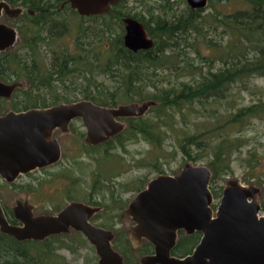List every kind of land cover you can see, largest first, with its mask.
Here are the masks:
<instances>
[{"label":"trees","instance_id":"trees-1","mask_svg":"<svg viewBox=\"0 0 264 264\" xmlns=\"http://www.w3.org/2000/svg\"><path fill=\"white\" fill-rule=\"evenodd\" d=\"M5 1L13 9H25L21 16L12 18L16 19L14 25L4 23L18 31L19 41L13 48L0 53V81L16 86L10 98H2L17 99L12 111L46 109L80 101L107 108L141 105L148 101L155 103L144 116L122 119L125 128L107 142L91 145L85 138V146L81 145L77 158L84 155L94 160L97 174L93 175L90 195L78 188L72 191L74 195L69 190L67 195L73 202L99 208L92 219L107 209L110 215L121 211V219H125L123 212L151 181L136 189L138 193L130 201L123 202L117 195L123 186L113 181L123 173L120 169L124 164L119 163L123 158L111 154V150L125 149L129 143L146 142L161 156L160 151L168 153L167 144L173 141L187 164L204 165L211 171V188L212 183L230 173L235 155L249 144L250 139L239 134L254 120H264V87L255 82L264 80V0H241L240 9L229 14L216 11L204 17L201 13L206 8L193 10L188 7L186 12L177 14L173 4H168V9L162 12L165 16L147 20L123 12L127 0L113 6L109 13L94 17H82L70 5L61 9L68 0ZM211 2L209 0L208 6ZM29 11L37 15L32 16ZM126 17L144 24L154 40L152 49L133 52L125 46L122 19ZM219 31L220 37L212 36ZM204 48L209 54L202 52ZM183 76L190 77V81H180ZM244 93L253 97L251 104H240L245 101ZM73 123L67 131H55L53 138L57 140V132L71 131ZM63 153L61 160L50 168L62 163ZM100 155L103 157L99 158ZM164 157L167 156L159 157L156 164L149 159L142 162L154 164L158 176L168 175L158 166ZM247 158V167L254 169L259 163L257 153L251 151ZM117 165L120 168L115 170ZM144 166L138 164V167ZM54 176V180H58V176ZM75 180L77 185L82 181L80 177ZM69 188L62 187L64 191ZM223 189L221 195L211 189L214 203L218 198L221 201ZM77 192L87 193L89 198L76 197L79 196ZM110 199L112 204L102 202ZM0 200L3 205L1 196ZM68 205L58 202V211L53 213ZM261 206L264 212V205ZM5 212L12 225L19 223L14 211L11 215ZM115 214L111 224L94 225L116 234L113 247L122 255L125 264H140L144 257L153 254L154 247L145 241L134 248L128 232H117ZM71 233L88 243L73 230L44 241L24 242L0 231V264H60L57 251L66 245L55 243ZM200 237L198 233L181 237L173 255L190 254ZM132 252L141 256L136 259Z\"/></svg>","mask_w":264,"mask_h":264},{"label":"water","instance_id":"water-1","mask_svg":"<svg viewBox=\"0 0 264 264\" xmlns=\"http://www.w3.org/2000/svg\"><path fill=\"white\" fill-rule=\"evenodd\" d=\"M123 0H69L82 17L105 15ZM193 10L207 8L209 0H187ZM15 17L22 8L0 3V18ZM34 15L33 11H29ZM125 46L133 51L154 47L146 27L126 17ZM19 41L18 31L0 23V53L13 48ZM15 85L0 82V97L10 98ZM155 105L153 101L107 108L90 101L61 104L46 109L9 111L0 116V177L14 183L22 175L57 164L61 147L53 133L67 131L80 119L86 129V142L99 145L118 135L125 128L122 119L144 116ZM212 173L204 165L187 164L177 176L160 175L131 201L123 215L132 220L130 240L134 248L147 240L154 246V255L140 264H264V215L255 187L229 180L223 189L216 211L210 188ZM99 208L73 202L54 216H34L33 207L19 203L14 209L21 225H12L0 202V231L17 241H44L50 236L81 233L95 248L98 264H125L113 247L114 234L91 222ZM202 233L201 242L193 253L183 259L172 256L178 233Z\"/></svg>","mask_w":264,"mask_h":264},{"label":"rangeland","instance_id":"rangeland-1","mask_svg":"<svg viewBox=\"0 0 264 264\" xmlns=\"http://www.w3.org/2000/svg\"><path fill=\"white\" fill-rule=\"evenodd\" d=\"M211 1L210 5L202 11L201 16H210L215 14L216 11H219L222 14H229L242 7L241 0H230L229 3L223 0ZM169 2L168 0H127L122 7V11L131 15L144 17L147 20L148 18H156L157 16L164 15L162 12L164 9H168V4H173L174 10L177 14H180L183 11L186 12L188 7L190 8L187 0H169ZM163 6L165 7L163 8ZM23 12L24 10L22 9V13ZM65 18L78 17L66 16ZM14 20L16 19L12 20L11 17L4 15L0 19V23L14 25ZM220 33L221 32L219 31L217 34H212V36H219ZM226 40L227 39L224 41ZM202 52L209 54V51L205 48ZM198 65L200 66L199 61ZM181 73L182 72L180 71V74ZM180 81L189 82L190 77L183 76L180 78ZM255 82L259 87H264V80H256ZM243 96L245 101L241 99L243 102L240 104H251L254 101L253 97L246 93H244ZM0 101V114L3 115L8 111L14 110L13 107L17 99H2ZM121 121L124 122L123 120ZM239 135L240 137L244 136L246 139H250L249 144L244 147L240 153L235 155L230 173L217 180L215 184L212 183L211 189L219 191L221 195V191L224 188L226 181L238 179L245 186L257 188L259 191H257L258 193L256 196L259 202L264 205V120H254V122ZM55 137L59 141L64 152V158L60 165L49 168L45 171L30 173L29 176H22L12 185L6 184V182L0 178V196L2 197L5 210L9 212L10 215L13 213L15 207L19 203H22L23 205L29 204L34 207V216H49L51 212L52 214H56L53 213V211H58V209H56L58 202L62 201L63 204H71V202H73L69 195H67L68 190L69 193L73 195L74 193H72V191L75 188H78L79 191L82 189L83 192H87L89 195L91 194L90 186L94 181L93 175L97 174V163L90 157L84 155L77 158L81 151V145L86 144V129L82 121L76 120L73 123L71 131L67 133L57 132ZM251 151L257 153V158L259 160V163L256 164V167L252 170L249 169L246 164L248 153ZM167 152L168 153H164V151H160L161 156L163 155L167 157L161 158L160 165L158 166H161V170L165 174L171 176L177 174L180 175L185 169L187 161H185L183 155L179 151H176L173 141L168 142ZM110 153L119 154L123 158V160L119 162L120 164H124L121 166L122 169H120L123 170V173L118 178L113 179L114 182L123 186V188H120L117 193V195H120L123 202L127 203L130 201L138 193L136 189L138 190L143 184L146 186L148 181L158 176L154 164L151 163L150 165V162H142L143 159H149L156 164L157 159L161 157L155 151H152L151 146L146 142L129 143L125 146V149L118 148L116 150H111ZM166 154L170 155L168 156ZM101 157L103 156L100 155L99 158ZM140 163L145 164V166L138 167V164ZM119 165H117L116 169L114 167L113 170H118L120 168ZM101 167H104V162L101 163ZM54 175L58 176V180H54ZM75 177H80L82 179L78 185L76 184ZM129 183L131 184L130 187ZM62 187H64V189L70 188L64 191ZM87 193L80 194L77 192L79 196L76 197L81 196L89 198ZM107 197L110 198V194H108ZM97 199L100 201V196H97ZM102 202L105 204H112L111 199ZM219 202L220 198L216 199L213 205L214 211L217 210ZM115 213L114 217L117 216L118 220L115 222L117 223L115 227L117 232H128L133 224L132 220L127 217V219H121V211L119 210ZM113 215L109 214L108 209L103 210L101 215L91 219V222L97 225H103L106 223L111 224L110 222L113 220ZM261 215H264L263 211L261 212ZM81 239L82 238L78 239L76 235L71 233L70 236H65L60 239L59 242L55 243V245H59V243H64L66 245V247L57 251V256L61 258V261L59 260L60 264H98L99 257L95 248L89 242H81ZM132 253L135 255L136 259L141 256L136 252ZM55 264H57V262Z\"/></svg>","mask_w":264,"mask_h":264},{"label":"flooded vegetation","instance_id":"flooded-vegetation-1","mask_svg":"<svg viewBox=\"0 0 264 264\" xmlns=\"http://www.w3.org/2000/svg\"><path fill=\"white\" fill-rule=\"evenodd\" d=\"M68 1H69V0H68ZM68 1H66V2H68ZM1 2H6V1H4V0H0V3H1ZM66 2H65V3H66ZM6 3H7V2H6ZM65 3H64V4H65ZM64 4H63V5H64ZM8 5H9V4H8ZM67 5H68V4H67ZM67 5H65V7H66ZM65 7H64V8H65ZM19 8H22V9L25 11V9H24L23 7H19ZM64 8L61 7V9H64ZM33 12H34V11H33ZM23 13H24V12H23ZM23 13H22V14H23ZM22 14H20V16H21ZM4 15H6V16H8V17H11V18L19 17V15H18V16H15V17H12V16L6 14L5 11H3V14H2L1 18H2ZM36 15H37V13L34 12V15H32V16H36ZM1 18H0V19H1ZM3 24H4V23H3ZM4 52H5V51H4ZM0 82H1V81H0ZM2 83H3V82H2ZM5 84H6V83H5ZM2 98H5V97H0V100H1ZM7 113H8V112H7ZM7 113H6V114H7ZM4 115H5V114L0 115V116H4ZM76 120H80V119H76ZM76 120H74L73 122H75ZM73 122H72V123H73ZM72 123H71V124H72ZM71 124H70V125H71ZM58 130H60V129H58ZM56 131H57V130H56ZM53 136H54V135H53ZM60 147H61V145H60ZM62 153H63V151H62V147H61V158H62ZM60 160H61V159H60ZM50 167H52V166H50ZM50 167H47V168H44V169H38V170H36V171H42V170L48 169V168H50ZM36 171H34V172H36ZM32 173H33V172H32ZM29 174H30V173H29ZM27 175H28V174H27ZM27 175H22V176H27ZM22 176H20V177L18 178V180H19ZM0 178H1V177H0ZM1 179H2V178H1ZM2 180L5 181L4 179H2ZM5 182H6V181H5ZM7 183H8V182H7ZM0 202H1V200H0ZM1 204H2V202H1ZM261 204H262V203H261ZM2 206H3V205H2ZM66 207H67V206H66ZM3 208H4V207H3ZM62 210H63V209H62ZM33 211H34V208H33ZM5 213H6V212H5ZM58 213H59V212H57L56 214L50 215V216L57 215ZM45 216H46V215H45ZM7 218H8V217H7ZM18 222H19V221H18ZM17 225H21V223L19 222ZM17 225H16V226H17ZM133 226H134V223H133L132 227H133ZM132 227L128 230V234H129V236H130V231H131ZM71 231H72V230H71ZM73 231H74V230H73ZM75 232H77V231H75ZM77 233H79V232H77ZM113 233H114V232H113ZM197 233L201 235V237H200V241H199V243H200V242H201V239H202V236H203L202 233H200V232H195L194 234L189 235V234H187L185 231H181V232L178 233L177 244L179 243L181 237H188V236L195 235V234H197ZM79 234H81V233H79ZM81 235H82V234H81ZM114 235H116V234L114 233ZM82 236H83V235H82ZM83 237H84V236H83ZM84 238H85V237H84ZM85 239H86V238H85ZM86 240H87V239H86ZM87 241H88V240H87ZM145 241L148 242L147 240H143V241H142V244H143ZM199 243H198V244H199ZM150 244H151V243H150ZM198 244L195 246V248L198 246ZM151 245H152V244H151ZM153 247H154V246H153ZM195 248H194V249L192 250V252H191L190 254H188V255H184V256H178V255H177V256H176V255H173V253H172V256L175 257V258H178V259H183V258H185V257H187V256H189V255H191V254L193 253V251L195 250ZM152 255H154V252H153ZM149 256H151V255H149Z\"/></svg>","mask_w":264,"mask_h":264}]
</instances>
